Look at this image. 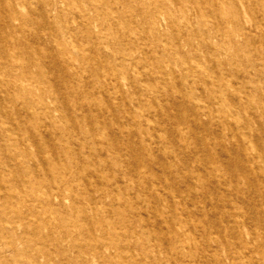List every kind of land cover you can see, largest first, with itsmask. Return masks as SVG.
<instances>
[{
  "label": "rangeland",
  "instance_id": "rangeland-1",
  "mask_svg": "<svg viewBox=\"0 0 264 264\" xmlns=\"http://www.w3.org/2000/svg\"><path fill=\"white\" fill-rule=\"evenodd\" d=\"M228 8L0 0V264H264V44Z\"/></svg>",
  "mask_w": 264,
  "mask_h": 264
},
{
  "label": "bare ground",
  "instance_id": "bare-ground-1",
  "mask_svg": "<svg viewBox=\"0 0 264 264\" xmlns=\"http://www.w3.org/2000/svg\"><path fill=\"white\" fill-rule=\"evenodd\" d=\"M117 1L118 0H114V2H117ZM229 1L232 2V7L228 8ZM222 2H223V6H225V8H228L227 12L231 14L230 16L235 18V20L233 21V26H234L235 30L237 31V34L234 35V37L232 38V40H231L232 44H234V45L237 44L238 40H241L242 43L249 45V47L256 42H262L264 44V0H222ZM194 5H195L196 10L198 9V10L205 12L206 9L210 8L209 9L210 11L217 12L215 6L212 4H209L206 6V5L202 4L201 2H195ZM242 13L247 14L249 16L250 20L245 21L242 17L243 16ZM31 14L32 13L30 12L29 15H31ZM80 29L83 33H86V35H87L86 42L87 43L96 42V37L93 34L92 30H90L86 27H84L82 29L81 26H80ZM191 31L193 32V30H191ZM205 47L209 50H214V45L212 43H210L209 41L206 42ZM259 56H260V54H259ZM57 58H58L57 56H54V60L55 59L57 60ZM263 58H264V55H263ZM258 59H257V61H258ZM262 69H264V65H263ZM220 72L222 75L228 74V71L226 68H222L220 70ZM221 84L222 83H220V84L219 83H210V86L214 87V89L216 88L217 90L226 89V86L224 84L223 85H221ZM210 89H212V88H210ZM242 90H244V89H242ZM214 99H216V98L214 97L213 100ZM242 107L243 106H240L237 104L235 107L236 112H240L242 110ZM246 109L249 112L252 110L250 105H247ZM226 118L227 117L225 115H223L222 119L219 120V122L226 121L227 120ZM9 264H10V262H9Z\"/></svg>",
  "mask_w": 264,
  "mask_h": 264
}]
</instances>
